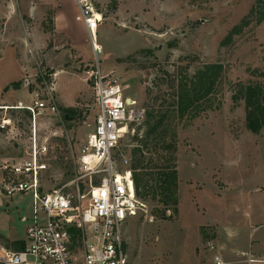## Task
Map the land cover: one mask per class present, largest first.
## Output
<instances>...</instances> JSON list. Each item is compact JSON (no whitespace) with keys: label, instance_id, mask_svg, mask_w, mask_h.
<instances>
[{"label":"rangeland","instance_id":"374dc122","mask_svg":"<svg viewBox=\"0 0 264 264\" xmlns=\"http://www.w3.org/2000/svg\"><path fill=\"white\" fill-rule=\"evenodd\" d=\"M93 3L103 16L96 32L101 72L116 78L123 94L145 114L165 116L160 136L148 138L142 149L148 184H155L160 170L155 164H172L177 173L175 207L165 209L159 194L140 197L145 212L124 230L128 258L135 264H215L216 257L222 264H245L248 254L264 259V128L257 134L248 131L244 100L233 98L240 84L264 86V16L260 23L252 18L229 45H220L254 0ZM75 14L74 0H0V86L6 79L20 82L14 92L9 87L0 93V98L8 97L0 103V120L10 122L2 129L5 142L23 157L35 123L36 144L46 146L43 190L58 189L72 199L76 188L85 192V177L77 179V161L95 112L84 80L94 58ZM212 63L222 66L214 90L179 115L178 81ZM41 74L54 88L58 110L57 93L65 98L80 93L76 116L44 110L34 122L25 109H13L31 105L35 88L44 95L37 79ZM144 136L142 123L133 137L122 141L117 164L121 154L130 164L138 157L134 148ZM31 203L28 194L6 196L0 191V208L6 207L0 216V246L12 249L7 242L23 238L21 218L29 215Z\"/></svg>","mask_w":264,"mask_h":264},{"label":"built area","instance_id":"2783aa9c","mask_svg":"<svg viewBox=\"0 0 264 264\" xmlns=\"http://www.w3.org/2000/svg\"><path fill=\"white\" fill-rule=\"evenodd\" d=\"M74 4V20L84 26L94 58L84 80L95 112L77 161V179L85 177V192L76 188L72 199L58 189L43 190L46 146H37L33 123L23 157L1 166L0 191L6 196L28 194L32 201L30 214L21 218L25 222L24 246L21 250L0 246L1 264H135L124 248V230L131 219L145 212V204L136 195L129 158L121 154L117 164V152L126 136H134L145 111L123 94L116 78L100 70L96 32L102 13L93 0H74ZM40 76L44 95L35 88L31 105L13 107L25 109L34 122L44 110L59 115L54 88L46 84L45 75ZM8 126L9 119L0 120L1 130ZM215 264H222L219 257ZM245 264H264V259L248 254Z\"/></svg>","mask_w":264,"mask_h":264},{"label":"trees","instance_id":"16d2710c","mask_svg":"<svg viewBox=\"0 0 264 264\" xmlns=\"http://www.w3.org/2000/svg\"><path fill=\"white\" fill-rule=\"evenodd\" d=\"M263 16L264 0H254V5L251 7L249 13L241 19L238 24H235L228 30L226 35L220 41V45H229L233 41L235 35L242 33V30L252 23V18L257 17L255 21L256 23H260ZM221 72V64L212 63L205 65L202 69L196 71L190 78H187L186 76L181 78L177 83L175 94L177 113L183 115V113L193 108L198 101L209 96L214 90ZM37 79L40 80V77ZM19 86L20 82L14 81L5 86L3 90L6 91L9 87L12 89H18ZM233 98H241L244 100L246 129L254 134L259 133V131L264 128V86L260 84H240L235 91ZM59 112L63 117H73L77 114V108L60 106ZM164 120V115H156L153 111L145 114L144 120L142 121L145 126L144 141L141 140L143 143L138 144L139 146H135L134 154L138 157L132 161L130 167L132 170V179L136 195L139 198H142L145 197L147 193H151L154 196L159 194V202L165 207V209L169 210L170 204L175 207L177 203V173L175 166L171 164L168 167L161 168L155 164L160 170H157L155 173V184L153 186L148 184L146 173L142 171V169L145 168L143 166L142 149L143 147L146 148L148 138L156 140V138L160 136ZM165 149L166 151H169L170 146ZM172 210L176 211L175 208ZM0 238H2L1 235ZM5 241L7 242V240ZM23 246L24 242L22 239L7 242V247H11L13 250H21Z\"/></svg>","mask_w":264,"mask_h":264},{"label":"crops","instance_id":"0c3cea01","mask_svg":"<svg viewBox=\"0 0 264 264\" xmlns=\"http://www.w3.org/2000/svg\"><path fill=\"white\" fill-rule=\"evenodd\" d=\"M55 16H57V13H55ZM60 72H65V71H60ZM60 72H56L55 73V93L57 92V84H56V78H57V75L60 73ZM11 82H14L13 79H6L0 86V93H1V90L3 91V88L7 85H9ZM7 91V90H6ZM11 92H14L13 89L9 90ZM80 93L77 92L75 93L72 98L68 97V98H65L64 95H59L58 93L56 94V98L57 100L59 101V103L61 104V106H65V107H74V103H75V100L76 98L78 97ZM1 96V95H0ZM8 97L7 96H4L3 98H0V103L2 102H5V100L7 99ZM10 146L5 142V138H4V135H3V130H0V183H1V180H2V170H1V166L3 165V163L7 162V161H13V160H17L20 158V156H17V154L15 153L14 150H11L9 148ZM4 209H6V207H1L0 208V216L3 215L4 213ZM2 210V211H1ZM30 214V212L28 213ZM23 216H27V215H23ZM24 227H25V223H24ZM3 235H5L6 237H9L7 234H4V233H1ZM23 239V238H22ZM264 258V257H262Z\"/></svg>","mask_w":264,"mask_h":264},{"label":"bare ground","instance_id":"6f19581e","mask_svg":"<svg viewBox=\"0 0 264 264\" xmlns=\"http://www.w3.org/2000/svg\"><path fill=\"white\" fill-rule=\"evenodd\" d=\"M3 108H6V106H4Z\"/></svg>","mask_w":264,"mask_h":264}]
</instances>
